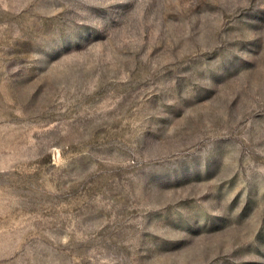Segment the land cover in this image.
<instances>
[{"label": "rangeland", "instance_id": "rangeland-1", "mask_svg": "<svg viewBox=\"0 0 264 264\" xmlns=\"http://www.w3.org/2000/svg\"><path fill=\"white\" fill-rule=\"evenodd\" d=\"M0 264H264V0H0Z\"/></svg>", "mask_w": 264, "mask_h": 264}]
</instances>
